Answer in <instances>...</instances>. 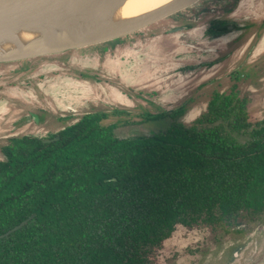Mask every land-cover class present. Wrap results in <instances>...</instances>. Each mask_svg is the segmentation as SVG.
Listing matches in <instances>:
<instances>
[{"label":"trees","instance_id":"trees-1","mask_svg":"<svg viewBox=\"0 0 264 264\" xmlns=\"http://www.w3.org/2000/svg\"><path fill=\"white\" fill-rule=\"evenodd\" d=\"M103 116L0 147V235L34 214L0 238V264H158L177 226L264 213V116L249 122L235 88L146 136L118 137Z\"/></svg>","mask_w":264,"mask_h":264},{"label":"rangeland","instance_id":"rangeland-1","mask_svg":"<svg viewBox=\"0 0 264 264\" xmlns=\"http://www.w3.org/2000/svg\"><path fill=\"white\" fill-rule=\"evenodd\" d=\"M263 2L226 1L216 7L212 0H202L123 37L1 62L0 147L21 135L46 138L88 112H104L101 123L110 124L118 137L146 136L175 121L191 123L205 112L214 92L232 88L245 101L248 121L261 120L264 8L258 16L253 11ZM232 4L239 12H248L242 18L246 27L221 39L207 40L204 28H199L208 18L196 21L201 7L208 5L206 10L212 16L233 9ZM188 14L196 18L193 29L164 33L171 24L183 25ZM208 46L218 48L217 52L205 51ZM226 52L228 56L221 61L200 67L205 71L178 70L215 60ZM178 107L182 108L178 114L169 112ZM236 138L245 141L248 135L236 134ZM237 220L238 224L223 228L177 226L157 250L155 260L158 264H264V213L238 216Z\"/></svg>","mask_w":264,"mask_h":264},{"label":"bare ground","instance_id":"bare-ground-1","mask_svg":"<svg viewBox=\"0 0 264 264\" xmlns=\"http://www.w3.org/2000/svg\"><path fill=\"white\" fill-rule=\"evenodd\" d=\"M174 1L85 0L49 19L5 22L0 24V54L57 38L69 41L80 34L135 20Z\"/></svg>","mask_w":264,"mask_h":264},{"label":"water","instance_id":"water-1","mask_svg":"<svg viewBox=\"0 0 264 264\" xmlns=\"http://www.w3.org/2000/svg\"><path fill=\"white\" fill-rule=\"evenodd\" d=\"M84 1L85 0H0V24L18 21L21 19H49V17L57 13L64 12L78 4L83 3ZM200 1L202 0H176L135 20L94 30L89 33L80 34L69 41L57 38L50 42L34 43L23 48L9 50L0 54V63L57 54L67 50L86 47L123 37L156 23L161 19L175 14L176 12L185 10ZM179 28L180 27H177L171 31ZM57 138L58 136L41 139L43 142H48L56 140ZM33 215L34 214L29 215L19 224L1 234L0 238L21 228L33 217Z\"/></svg>","mask_w":264,"mask_h":264},{"label":"flooded vegetation","instance_id":"flooded-vegetation-1","mask_svg":"<svg viewBox=\"0 0 264 264\" xmlns=\"http://www.w3.org/2000/svg\"><path fill=\"white\" fill-rule=\"evenodd\" d=\"M212 1L214 3V6H216V7H220L221 4H225L226 1H230V2L233 1L232 2L233 4H235V3L236 4L237 3L240 4L241 2H245V0H212ZM233 4H232V8L235 9L237 7V5L234 8ZM207 7H208V5H204V6L201 7V10L199 11L200 13L196 17L197 19L193 18V16L191 17L190 14H188V15L185 16V18L183 20L184 21L183 25L182 24H171L168 28H166L164 30V33H166L167 31L172 32L171 30H173V29H175L177 27H180V28L173 31V32L177 31V34L185 32V31L189 32L191 29H193V27H191V26L192 25L194 26L196 21H200V19L205 18V17L208 18V19L205 20L206 22L203 25H201V27L199 29L204 28L203 35L206 36L207 40H212L213 41V40L221 39L222 37L226 36V35L223 36L224 34L231 33V32L237 33L239 31H242V29H244L246 27V24L242 23L243 22L242 18H243V15L246 16L248 14L247 11L239 12L240 9H238V10L235 9V11H233V9H231V7H229L227 9L222 10V11H218L217 15L210 16L211 12L209 10H206ZM263 8H264V2L262 3L261 7H258L256 10L254 8L255 11H253V12H258V14L256 15V16H258V15H260L259 13H260V11ZM248 11H250V9ZM229 17H231V18L229 19ZM233 18L239 19L240 21L232 20ZM194 19H196V21H194ZM261 21L263 22L264 18H261ZM184 43L188 44L186 42H183L182 44H184ZM221 43H223V42H221ZM196 48L199 49V47H196ZM217 49L214 48V47L211 48L210 46H208L205 49V51L214 53V52H217ZM201 50H204V49H201ZM227 54L228 53L226 52L225 54L220 55L219 57L215 58V60L213 59V60H210V61H202V62L199 61L198 63L197 62L196 63H192L190 66H184V67L181 66L183 68L178 69V70H187V71L188 70L189 71L190 70L191 71L199 70V71H205L204 68L212 66L214 63H216L218 61H221L225 57V55H227ZM201 66H204V68L200 69ZM206 71H210V70H206ZM173 110H175V109H173ZM169 112H171V111H169ZM169 112H167V113H169ZM88 113H91V112H88ZM102 113H104V112H102ZM160 113H162V112H160ZM164 113H165V111H164Z\"/></svg>","mask_w":264,"mask_h":264}]
</instances>
